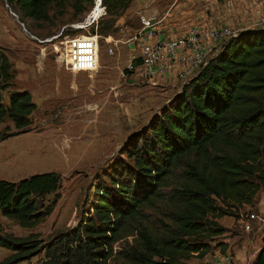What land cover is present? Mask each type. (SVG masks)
I'll return each instance as SVG.
<instances>
[{"label": "trees", "instance_id": "trees-1", "mask_svg": "<svg viewBox=\"0 0 264 264\" xmlns=\"http://www.w3.org/2000/svg\"><path fill=\"white\" fill-rule=\"evenodd\" d=\"M7 1L23 19L43 22L51 7L82 14L95 2ZM132 1L101 0L108 17L93 34L112 35ZM222 46L128 138L121 157L98 178L86 217L49 242L0 233V246L13 252L0 264H216L202 260L213 249L211 239L227 232L217 219L258 211L264 190V29L239 32ZM15 78L0 47V123L8 119L15 128L0 131V142L26 132L38 108L27 89L12 90L4 103ZM61 185L56 171L0 179V215L33 227L52 213ZM129 235L132 242L115 252L114 244ZM41 253L44 260L30 262ZM194 254L200 260L189 263ZM252 264H264V246Z\"/></svg>", "mask_w": 264, "mask_h": 264}, {"label": "rangeland", "instance_id": "rangeland-1", "mask_svg": "<svg viewBox=\"0 0 264 264\" xmlns=\"http://www.w3.org/2000/svg\"><path fill=\"white\" fill-rule=\"evenodd\" d=\"M257 6L260 9L255 0H133L120 14L117 30L111 37H98V70L74 73L66 68L53 44L62 46L58 41L64 40L67 34L93 33L98 23L108 17L106 8L102 11L100 0L88 4L82 14L70 6L63 11L51 7L49 20L24 19L39 38L62 33L60 38L43 45L22 31L6 8L5 0H0V47L16 71L11 88L4 94V103H8L12 90L27 89L38 106L26 132L0 142V179L19 181L47 171L62 175L57 203L44 221L25 228L15 219L0 215V233L17 238L36 235L42 242H49L76 226L88 215L98 178L121 157V148L128 138L143 130L182 90L186 78L175 82L168 78L152 81L131 68L136 47L129 38L134 32L127 33L123 21L139 30L141 12L153 9L160 18L171 7L177 14V22L226 25L232 32H239L257 20ZM6 126L15 131L8 119L0 123V131ZM54 197L55 194L48 196ZM258 197L264 200V190ZM249 214L244 213L240 219L231 216L217 219L227 232L211 239L213 249L203 262L220 264L221 256L230 252L234 264H252L253 254L264 246V222L249 220L253 229L246 231L243 222L248 221ZM258 214L264 218V213ZM132 240L133 235H129L116 242L114 251L122 250ZM223 247L226 251H222ZM12 253L0 246V262ZM42 260L44 253L30 262ZM199 260L194 254L188 262Z\"/></svg>", "mask_w": 264, "mask_h": 264}, {"label": "built area", "instance_id": "built-area-1", "mask_svg": "<svg viewBox=\"0 0 264 264\" xmlns=\"http://www.w3.org/2000/svg\"><path fill=\"white\" fill-rule=\"evenodd\" d=\"M255 2L261 9L259 23L264 25V0H255ZM5 6L22 31L32 37L39 45H43L47 41L52 42V40L58 39L62 35L61 33L49 38H39L29 28L20 14L12 9L7 0H5ZM163 19L164 17L158 18L156 15H141V29L134 32L129 38L133 41L132 45L141 51L139 56H133V60H139V62L134 65L132 60L131 68L139 73L141 72L142 75H147L152 81L155 79L166 80L175 69L178 72V79L181 80L182 78L184 80L186 78L187 81L205 65L209 58L222 49L226 39L243 32H232L231 28L226 25L209 29L195 27L183 36L169 38L163 34V30L159 26ZM98 37L99 35L93 33L74 36L67 34L64 40L58 41L62 46L57 45V42H55L53 48L60 55L68 70L74 73L96 72L99 66ZM209 41L211 43H208ZM213 47L218 48V51L213 53ZM178 66L183 68L178 69ZM133 69H129L130 72H134ZM258 213L259 210L247 215L248 221L243 222L246 231L250 232L253 229L249 220L256 219L264 222V218L259 216ZM220 261V264H234L235 259L230 252H226L221 256Z\"/></svg>", "mask_w": 264, "mask_h": 264}, {"label": "crops", "instance_id": "crops-1", "mask_svg": "<svg viewBox=\"0 0 264 264\" xmlns=\"http://www.w3.org/2000/svg\"><path fill=\"white\" fill-rule=\"evenodd\" d=\"M258 7V6H257ZM169 9V8H168ZM258 11H259V17L257 18V20L251 24V26L245 27L243 29H241L240 31H245L247 29H264V25H261L259 23V19L261 16V9H259L258 7ZM158 11L153 10V9H148V10H144V13L141 15H149V16H153L156 15ZM176 12L172 11V8L170 7V9L164 13L160 18H163V21L160 23V27L163 30V34L169 38H175V37H179V36H183L185 35L187 32H189L191 29L195 28V27H199V28H205V29H209V28H213L214 26H210L206 23H204L203 25L200 24H196V23H192L190 25H187L186 21L183 22H177L176 21ZM157 16V15H156ZM159 18V17H158ZM123 19V18H121ZM124 19H126L124 17ZM123 19V20H124ZM123 26L126 29L127 33H130L131 31L136 32L138 30V28H134V26H131L127 23V20L123 21ZM179 24V26L177 25ZM208 43H211V41H209ZM210 45V44H209ZM214 45V44H213ZM213 49V53L218 51V48H212ZM134 56H139L141 54L140 49H134ZM180 68V66H178V69ZM183 67L181 66L180 69H182ZM177 70L175 69L172 73L169 74L168 79L171 82H175L178 81V77H177ZM139 75V74H138ZM180 81V80H179ZM258 208H259V212L260 213H264V200H259L258 202ZM256 255V253L253 254V257Z\"/></svg>", "mask_w": 264, "mask_h": 264}, {"label": "water", "instance_id": "water-1", "mask_svg": "<svg viewBox=\"0 0 264 264\" xmlns=\"http://www.w3.org/2000/svg\"><path fill=\"white\" fill-rule=\"evenodd\" d=\"M100 3H101V0H100Z\"/></svg>", "mask_w": 264, "mask_h": 264}]
</instances>
